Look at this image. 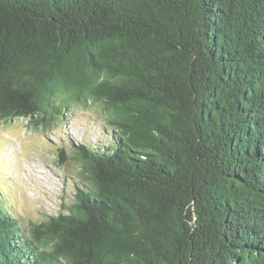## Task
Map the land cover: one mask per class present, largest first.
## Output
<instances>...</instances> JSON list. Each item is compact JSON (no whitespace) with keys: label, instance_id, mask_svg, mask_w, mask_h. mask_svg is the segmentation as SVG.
<instances>
[{"label":"trees","instance_id":"1","mask_svg":"<svg viewBox=\"0 0 264 264\" xmlns=\"http://www.w3.org/2000/svg\"><path fill=\"white\" fill-rule=\"evenodd\" d=\"M91 105L74 199L0 198V264H264V0H0V119Z\"/></svg>","mask_w":264,"mask_h":264},{"label":"rangeland","instance_id":"2","mask_svg":"<svg viewBox=\"0 0 264 264\" xmlns=\"http://www.w3.org/2000/svg\"><path fill=\"white\" fill-rule=\"evenodd\" d=\"M68 113L47 130L24 119H0V198L26 222L55 214L74 199L80 166L72 159V143L109 139L97 105ZM61 148L68 157L63 165L58 163Z\"/></svg>","mask_w":264,"mask_h":264}]
</instances>
